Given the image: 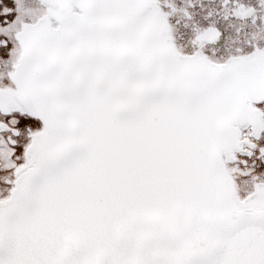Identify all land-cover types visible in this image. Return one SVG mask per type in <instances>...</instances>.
Returning <instances> with one entry per match:
<instances>
[{
  "label": "snow or ice",
  "instance_id": "snow-or-ice-1",
  "mask_svg": "<svg viewBox=\"0 0 264 264\" xmlns=\"http://www.w3.org/2000/svg\"><path fill=\"white\" fill-rule=\"evenodd\" d=\"M0 264H264V0H0Z\"/></svg>",
  "mask_w": 264,
  "mask_h": 264
}]
</instances>
